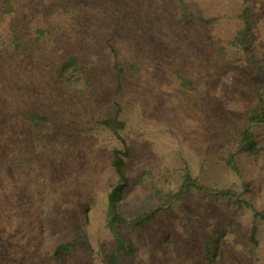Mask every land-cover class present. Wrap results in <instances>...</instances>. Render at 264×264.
<instances>
[{
	"label": "rangeland",
	"instance_id": "374dc122",
	"mask_svg": "<svg viewBox=\"0 0 264 264\" xmlns=\"http://www.w3.org/2000/svg\"><path fill=\"white\" fill-rule=\"evenodd\" d=\"M248 58L264 70V0H0V264H108L115 116L121 211L156 213L116 228L121 264H264V129L226 163L264 87ZM186 174L232 195L167 202Z\"/></svg>",
	"mask_w": 264,
	"mask_h": 264
},
{
	"label": "trees",
	"instance_id": "16d2710c",
	"mask_svg": "<svg viewBox=\"0 0 264 264\" xmlns=\"http://www.w3.org/2000/svg\"><path fill=\"white\" fill-rule=\"evenodd\" d=\"M244 24L242 29L237 33L232 41V45L238 47H246L251 41L252 29L247 19L246 12L242 15ZM251 65L255 67L257 73L264 75V70L257 60L248 58ZM68 64L75 66L77 69L80 68V62L76 57L70 58ZM67 66V65H65ZM117 70L121 72L117 65ZM32 121H47L48 118L40 117L37 114H33L31 117ZM102 126L111 131L115 136L122 141L124 148L114 149L112 151L111 167L117 176V182L114 184L107 195V205L105 212V223L108 230L114 237V247L111 252L107 255L108 264H121L124 257L132 256L135 252V246L132 242L126 240L122 236L118 235L116 228L126 227L131 225H140L151 221L155 214L154 212L146 215H141L134 219L126 217L121 211V202L126 189L129 186V179L126 173V159L129 156L128 148L126 147L125 141L119 136V131L124 129V123L118 119L117 116L110 117L100 122ZM258 129H264V87H262L256 96L255 105L247 114L246 124L237 131L235 137L236 147L235 150L229 154L226 160L227 165L235 172L238 171L235 154L248 153L255 154L258 151V143L256 141ZM199 190L206 193H210L215 197H228L232 195L230 190H215L205 186H202L198 181L191 177L190 174H186L179 188L175 192L168 194L166 201L171 202L173 200H181L192 190ZM259 214L256 212L255 216ZM256 226L251 231L250 241L256 244ZM62 249L63 247H59Z\"/></svg>",
	"mask_w": 264,
	"mask_h": 264
}]
</instances>
